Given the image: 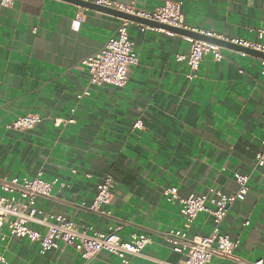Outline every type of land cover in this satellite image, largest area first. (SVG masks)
<instances>
[{"label": "crops", "instance_id": "1", "mask_svg": "<svg viewBox=\"0 0 264 264\" xmlns=\"http://www.w3.org/2000/svg\"><path fill=\"white\" fill-rule=\"evenodd\" d=\"M110 1L154 10L166 0ZM180 1L192 27L250 41L264 29V0ZM122 19L62 0L0 5V195L2 180L42 171L53 183L51 196L37 201L45 213L99 232L120 225L124 239L151 234L152 243L127 264H184L186 254L173 250L168 233L206 236L213 217L200 213L187 227L179 199L166 197L165 189L176 187L180 197L212 187L232 194L239 170L250 175V191L220 228L240 241V259L264 264V166L256 165L264 140L263 58L222 46L224 58L205 56L190 81L187 61L177 59L189 54L183 35L132 26L139 64L131 67L126 86L91 85L81 61L104 47ZM29 113L44 122L28 131L7 128ZM56 118L75 123L56 125ZM137 119L144 129L134 128ZM107 173L117 182L110 216L89 210ZM0 252L3 264H124L105 251L87 262L78 244L41 253L37 244L11 236L6 223L0 225ZM221 263L234 264L218 256L209 264Z\"/></svg>", "mask_w": 264, "mask_h": 264}, {"label": "built area", "instance_id": "2", "mask_svg": "<svg viewBox=\"0 0 264 264\" xmlns=\"http://www.w3.org/2000/svg\"><path fill=\"white\" fill-rule=\"evenodd\" d=\"M98 5L112 7L120 11L156 21L172 27L200 33L218 40L226 41L234 45L250 48L264 53V29L258 30V40L250 41L243 38L231 37L224 33L205 31L188 25L183 13V2L166 0L161 6L154 10H140L135 2L131 4H118L110 0H86ZM15 0H0L2 7H12ZM78 18L81 19L80 14ZM138 27L142 32L152 30L165 32L171 36L176 33L149 24L129 19H122L117 33L110 37L104 47L84 58L82 66L87 69L90 76V84L94 86L112 85L118 88L126 86L129 80V73L132 66L139 64V56L134 48L131 39L130 28ZM189 43L188 55H178L179 61L186 60L189 66L187 75L190 81L198 77L200 65L205 56L212 54L216 61L224 58L222 46L207 40L198 39L192 36L183 35ZM246 55V52H242ZM262 74H264V58L262 59ZM88 89L84 95H89ZM44 116L37 113H29L16 118L7 125L10 130L28 131L36 128L44 122ZM56 125L75 123L74 118L55 119ZM135 129H144L142 119L134 123ZM263 148L257 152L256 165L264 166V140ZM40 171L35 177L12 178L1 181V189L5 195H0V225L6 223L11 236L27 239L39 246L41 253L58 250L62 245L78 244L85 261H90L98 253L105 251L118 257L124 264L129 263L133 256L141 255L143 250L152 243L153 239L149 233L133 232L128 239L119 235L122 226L110 229L109 232H99L93 226L84 225L82 228L74 221L63 214H48L38 207L39 198L50 197L53 190V183L46 181ZM234 179L237 184L232 194H227L215 187L205 193L192 194L189 197H180L176 187L167 188L164 195L170 199H179L181 215L185 218L186 226L190 227L200 213L206 212L213 217L214 226L210 234L206 236H194L192 238L182 230H172L168 233V241L173 250L178 253H185L184 264H209L214 256L223 260H230L234 264H263V260L249 263L240 259L235 251L240 241L233 240L226 233L221 231V224L229 213L232 205L239 200H244L249 191L250 175L239 170L234 172ZM116 179L112 173H107L103 180L97 185V193L89 206L93 213L111 215L107 208L111 205L116 187ZM41 224L46 230H37L31 225ZM249 222L246 221L244 225ZM6 262V258L0 252V264ZM225 264V263H221Z\"/></svg>", "mask_w": 264, "mask_h": 264}, {"label": "water", "instance_id": "3", "mask_svg": "<svg viewBox=\"0 0 264 264\" xmlns=\"http://www.w3.org/2000/svg\"><path fill=\"white\" fill-rule=\"evenodd\" d=\"M62 1H67V2H70V3H74V4L79 5L81 7H86V8H91V9H96V10H99V11L111 13V14L116 15L118 17H121L123 19H129V20H134V21H137V22L149 24V25L156 26V27H159V28H163V29H166L168 31H172V32H175V33H178V34H181V35H187V36H192V37H195V38H198V39L211 41V42L217 43V44H219L221 46L230 47V48L242 51V52L254 53V54H257V55L261 56L262 58H264V53H262V52H259V51H256V50H253V49H250V48H245V47H242V46L234 45L232 43H229V42H226V41H222V40H218L216 38H212V37H209L207 35L200 34V33H196V32H192V31H188V30L172 27V26H169V25L158 23L156 21L147 20V19L135 16V15L120 11V10L112 8V7L98 5L96 3L88 2L86 0H62Z\"/></svg>", "mask_w": 264, "mask_h": 264}]
</instances>
